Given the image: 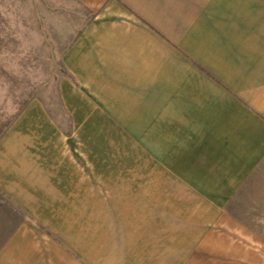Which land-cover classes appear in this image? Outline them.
<instances>
[{
    "label": "crops",
    "instance_id": "obj_1",
    "mask_svg": "<svg viewBox=\"0 0 264 264\" xmlns=\"http://www.w3.org/2000/svg\"><path fill=\"white\" fill-rule=\"evenodd\" d=\"M69 1L80 16L63 29L59 90L75 137L110 122L137 156L125 178L76 184L71 141L30 104L0 140V264H264L263 226L210 199L167 216L165 181L133 179L167 152L228 186L264 171V0Z\"/></svg>",
    "mask_w": 264,
    "mask_h": 264
},
{
    "label": "rangeland",
    "instance_id": "obj_2",
    "mask_svg": "<svg viewBox=\"0 0 264 264\" xmlns=\"http://www.w3.org/2000/svg\"><path fill=\"white\" fill-rule=\"evenodd\" d=\"M72 6L69 0H0V140L18 115L38 102L71 141L70 178H75L76 184L78 179L97 175L103 180L125 178L131 173L126 171V163L137 156L126 153L131 145L128 138L113 131L110 122H103L100 134L91 128L85 139L75 137L72 117L61 101L60 82L68 76L61 62L63 29L80 16ZM84 14L90 17L86 11ZM166 114L165 144L173 150L177 144V108L167 105ZM154 136L156 132L150 131L151 140ZM164 156V169L145 170L144 174L135 170L133 179H149L151 184L157 178L160 184L165 181L167 216H177L178 201L200 204L210 199L214 207L231 212L242 224L264 227V217L255 214L264 211V171H252L245 184L228 186L223 184L225 171L177 170V154L167 152ZM167 220L172 222L171 217Z\"/></svg>",
    "mask_w": 264,
    "mask_h": 264
}]
</instances>
